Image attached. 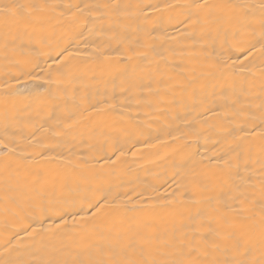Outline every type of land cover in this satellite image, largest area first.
I'll return each mask as SVG.
<instances>
[{
	"label": "bare ground",
	"instance_id": "obj_1",
	"mask_svg": "<svg viewBox=\"0 0 264 264\" xmlns=\"http://www.w3.org/2000/svg\"><path fill=\"white\" fill-rule=\"evenodd\" d=\"M13 2L0 264H262L264 0Z\"/></svg>",
	"mask_w": 264,
	"mask_h": 264
},
{
	"label": "snow or ice",
	"instance_id": "obj_2",
	"mask_svg": "<svg viewBox=\"0 0 264 264\" xmlns=\"http://www.w3.org/2000/svg\"><path fill=\"white\" fill-rule=\"evenodd\" d=\"M43 7V6H36V5H27V4H21V3H6L3 5H0V14H3L5 17H16V16H22L26 12L30 13L35 8ZM236 7L245 8L247 6L244 5H238ZM261 12L264 14V6H261ZM262 27H264V20L261 21ZM101 206H96L97 212L100 211ZM83 210V209H82ZM261 211L264 212V207L261 208ZM92 216H95V213L92 214ZM91 217H89L90 219ZM262 224H264V219H262ZM30 264H77L76 261H67V260H57L55 258L46 260V261H32ZM79 264H160L159 261L148 259H136L129 257L127 254L120 255V254H114L111 258H97V259H91L89 261H81ZM173 264H176V262H173ZM180 264H183V262H180ZM240 264H252L250 261H241ZM264 264V262H262Z\"/></svg>",
	"mask_w": 264,
	"mask_h": 264
}]
</instances>
